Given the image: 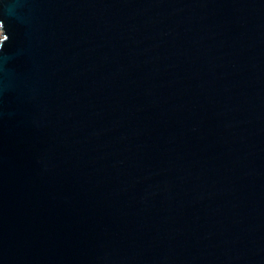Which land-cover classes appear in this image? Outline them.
<instances>
[{
	"label": "water",
	"instance_id": "obj_1",
	"mask_svg": "<svg viewBox=\"0 0 264 264\" xmlns=\"http://www.w3.org/2000/svg\"><path fill=\"white\" fill-rule=\"evenodd\" d=\"M0 264H264V0H0Z\"/></svg>",
	"mask_w": 264,
	"mask_h": 264
},
{
	"label": "rangeland",
	"instance_id": "obj_2",
	"mask_svg": "<svg viewBox=\"0 0 264 264\" xmlns=\"http://www.w3.org/2000/svg\"><path fill=\"white\" fill-rule=\"evenodd\" d=\"M1 38H2V30L0 28V40H1Z\"/></svg>",
	"mask_w": 264,
	"mask_h": 264
}]
</instances>
